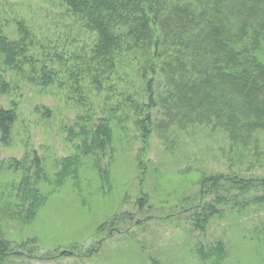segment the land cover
Returning a JSON list of instances; mask_svg holds the SVG:
<instances>
[{
    "label": "trees",
    "instance_id": "trees-1",
    "mask_svg": "<svg viewBox=\"0 0 264 264\" xmlns=\"http://www.w3.org/2000/svg\"><path fill=\"white\" fill-rule=\"evenodd\" d=\"M62 2L93 35L90 44H74L72 41L80 40L78 36H73L72 44L59 39L41 42L21 18L14 20L13 34L0 25V94L9 95L23 85L43 90L56 82L66 85V99L83 108L80 110L84 114H77L68 128L69 139H78L73 153L56 160L55 187L67 178L79 185L82 158L90 160V169L101 180L102 188L109 186V169L102 160L112 162V125L129 114L143 144L156 124L159 130L171 124L210 126L246 149L258 143L255 134L264 131V0ZM127 70L139 79V88L123 101L107 105L113 94L118 95V82ZM123 91L120 88L122 95ZM90 93L100 95L103 107L108 108L96 118L93 105L86 104ZM118 110L124 115H118ZM157 110L164 118L155 123L153 113ZM16 117L14 100H9L8 107L0 104V141L4 145L10 140ZM4 169H20L22 177L15 186L14 206L6 201L3 216L6 213L17 223H31L47 197L38 187L47 177L44 164L35 150H26L19 159L0 160V173ZM222 180L236 188L240 209L264 205V176L244 178L218 173L202 177L198 181L199 201L187 204L185 209L191 211L192 225L201 232L212 217H219V206L234 197L229 187L220 191ZM250 190L253 192L248 194ZM207 194L211 195L209 200ZM144 200L142 194L139 202ZM35 242L30 238L20 246ZM204 248L200 242L193 248L202 264L208 260L210 264H222L223 241ZM11 253L12 242L0 227V264ZM70 253L61 251V255Z\"/></svg>",
    "mask_w": 264,
    "mask_h": 264
},
{
    "label": "rangeland",
    "instance_id": "rangeland-1",
    "mask_svg": "<svg viewBox=\"0 0 264 264\" xmlns=\"http://www.w3.org/2000/svg\"><path fill=\"white\" fill-rule=\"evenodd\" d=\"M19 18L41 42L59 39L67 44H90L93 38L62 0H0V25L6 33H14V20ZM73 36L80 40L71 42ZM262 55L264 60V52ZM121 80L118 95L113 94L107 105L123 101L139 88V79L130 70ZM62 86L55 82L40 90L23 85L9 95L0 94V104L8 107L12 99L17 111L8 144L0 141V160L19 159L26 150H35L47 174L38 186L46 200L34 221L23 224L10 220L6 213L3 216L6 201L14 206L21 170L0 173V227L13 249L3 264H202L194 246L200 242L207 250L218 240L225 243L222 264H264V205L240 209L236 188L222 180L220 191L229 187L234 197L219 206V217H212L204 231L193 227L191 211L185 210L187 204L199 201L198 181L202 177L218 173L263 177L264 131L257 132L258 143L246 149L210 126L171 124L159 130L156 124L143 144L129 114L112 125V162L102 160L109 169V186L102 188L101 180L90 169V160L82 158L79 185L67 178L55 187L56 160L72 154L78 142L69 139L68 128L77 114H84L80 105L66 99L67 88ZM120 88H124L123 95ZM87 100L86 104L93 105L94 118L108 109L100 95L90 93ZM123 104L130 109L127 102ZM122 112L117 114L124 115ZM163 116L154 111L155 123ZM142 194L145 200L140 203ZM210 198L207 194L206 199ZM30 238L36 242L20 246ZM62 250L71 253L61 255Z\"/></svg>",
    "mask_w": 264,
    "mask_h": 264
}]
</instances>
